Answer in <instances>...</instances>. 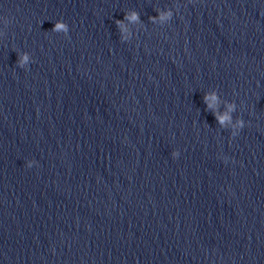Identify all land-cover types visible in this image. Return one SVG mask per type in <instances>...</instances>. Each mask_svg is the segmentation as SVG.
Wrapping results in <instances>:
<instances>
[{"label":"water","instance_id":"water-1","mask_svg":"<svg viewBox=\"0 0 264 264\" xmlns=\"http://www.w3.org/2000/svg\"><path fill=\"white\" fill-rule=\"evenodd\" d=\"M0 264H264V0H0Z\"/></svg>","mask_w":264,"mask_h":264},{"label":"clouds","instance_id":"clouds-1","mask_svg":"<svg viewBox=\"0 0 264 264\" xmlns=\"http://www.w3.org/2000/svg\"><path fill=\"white\" fill-rule=\"evenodd\" d=\"M131 19L132 20H136L137 16L135 14H133ZM5 23L6 24L8 23V18H6V17H5ZM116 23H117V27H121L122 28V21H116ZM52 31H54V32H64L65 34H67L69 32V26L66 23L58 22L55 25V28L52 29ZM28 59L29 58H28L27 55H25L22 58H20V60L18 61V66L23 67L24 64L28 62ZM174 156H175V154H174ZM29 167H31V166L29 165Z\"/></svg>","mask_w":264,"mask_h":264}]
</instances>
